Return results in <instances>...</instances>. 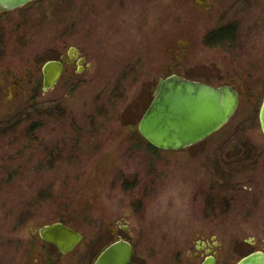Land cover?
I'll use <instances>...</instances> for the list:
<instances>
[{"label":"rangeland","instance_id":"obj_1","mask_svg":"<svg viewBox=\"0 0 264 264\" xmlns=\"http://www.w3.org/2000/svg\"><path fill=\"white\" fill-rule=\"evenodd\" d=\"M185 1L37 0L0 20V264H93L120 237L136 262L190 264L196 232L217 234V264L264 251V19L230 50ZM188 39L182 76L234 82L240 105L204 141L163 151L138 126ZM71 47L85 69L45 92L43 65ZM55 222L84 236L68 255L38 235Z\"/></svg>","mask_w":264,"mask_h":264},{"label":"water","instance_id":"obj_2","mask_svg":"<svg viewBox=\"0 0 264 264\" xmlns=\"http://www.w3.org/2000/svg\"><path fill=\"white\" fill-rule=\"evenodd\" d=\"M35 0H0L5 8H18ZM70 48L61 59L48 60L42 67L43 90L55 88L64 72L65 63L79 54ZM79 63H83L80 59ZM240 105V94L235 85H214L195 81L178 74L159 80L154 97L139 122V132L154 148L176 151L198 144L225 126ZM261 130L264 133V100L259 111ZM41 238L53 243L61 253L72 252L82 241L83 234L63 222L45 225L39 230ZM131 241L119 238L107 245L94 264H138L133 261ZM203 264H216L209 256ZM237 264H264V251H254Z\"/></svg>","mask_w":264,"mask_h":264},{"label":"flooded vegetation","instance_id":"obj_3","mask_svg":"<svg viewBox=\"0 0 264 264\" xmlns=\"http://www.w3.org/2000/svg\"><path fill=\"white\" fill-rule=\"evenodd\" d=\"M35 1L27 2L18 8H12V9L5 8L3 5H0V20L10 19V17L13 14L24 10L26 7L30 6V4H32ZM185 3L186 4L184 5H186V9H185L184 14L187 15L188 19H195V20H200V21L201 20L203 21L217 20L219 22L217 26L213 27L208 32V36H207V38L209 39L208 43H210L211 45H218L223 48H228L230 50H237V49L245 48L246 43L241 38L249 35L250 25H248L247 27H244V22L264 19V0H186ZM191 46H193V43L189 41L188 39L185 45H180V49L176 47L177 48L176 52L178 53L180 52V53L177 56L178 61L173 63V68L176 69V71L175 73H172V74H178L182 76V72L181 70H179V67L181 66L183 60H185L187 56L189 55ZM71 48H76V47H71ZM172 48H173L172 50H175L174 46ZM69 49L67 50L66 54L61 55V57L64 55H68ZM75 55L77 56L76 58L69 57V59L75 65L70 64V63H65V68H64V72H63L61 79L63 78L69 66L76 68L78 72H82L85 69V66H84L85 58L82 56V53L80 52L79 54H75ZM61 57L59 59H61ZM80 59H83V63L81 64H79ZM170 75H167V76H170ZM167 76H164L163 78ZM185 78H188V77H185ZM188 79L205 82L203 80L195 79V78H188ZM205 83H208V82H205ZM208 84H211V83H208ZM227 84L235 85L234 82L233 83L230 82ZM40 229H38L37 231L38 235L40 239L46 245L51 246L52 248L54 247L61 255H68L72 253L70 252L67 254H63L59 251V249L53 243L44 241L40 236V233H39ZM194 238H195L194 252L190 256V261H191L190 264H197L201 258H202V261L200 264H203V262L209 256H213L216 259V264H217V261L219 258L218 250L220 247L217 234L206 233V232L204 233L196 232L194 235ZM52 258L53 257L51 256L48 257V261L50 262ZM133 261L135 260L133 259ZM94 263L95 261L93 262V264ZM137 263L142 264L139 262Z\"/></svg>","mask_w":264,"mask_h":264},{"label":"trees","instance_id":"obj_4","mask_svg":"<svg viewBox=\"0 0 264 264\" xmlns=\"http://www.w3.org/2000/svg\"><path fill=\"white\" fill-rule=\"evenodd\" d=\"M134 259V258H133Z\"/></svg>","mask_w":264,"mask_h":264}]
</instances>
